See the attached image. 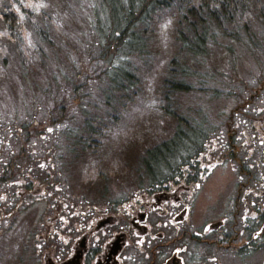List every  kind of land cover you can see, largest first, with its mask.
I'll return each mask as SVG.
<instances>
[{
    "label": "trees",
    "instance_id": "16d2710c",
    "mask_svg": "<svg viewBox=\"0 0 264 264\" xmlns=\"http://www.w3.org/2000/svg\"><path fill=\"white\" fill-rule=\"evenodd\" d=\"M52 2L53 10L35 14L12 5L14 0H0V261L4 239L33 205L41 212L23 245L27 262L37 245L62 261L70 249L50 221L60 228L76 211L81 219L103 216L108 227L124 228L130 216L121 206L136 192L158 196L178 183L198 182L199 171L206 170L199 159L209 153V167L232 160L238 177L218 247H233L243 264L253 256L259 261L264 136L256 122L264 77L244 78L239 62L250 57L264 67V0ZM70 8L81 12L75 16ZM162 17L174 24L156 90L161 115L169 119L166 137L151 145L133 143L125 151L132 168H87L140 95L158 56ZM11 49L16 57L10 63ZM253 190L262 193V202ZM248 209L256 217L243 220ZM17 261L25 262L23 256Z\"/></svg>",
    "mask_w": 264,
    "mask_h": 264
},
{
    "label": "rangeland",
    "instance_id": "374dc122",
    "mask_svg": "<svg viewBox=\"0 0 264 264\" xmlns=\"http://www.w3.org/2000/svg\"><path fill=\"white\" fill-rule=\"evenodd\" d=\"M53 2L52 0H14L12 5L18 6L22 4L25 7L31 8V10L37 14L39 9H43L48 12L53 10ZM70 9L75 16H77V13L81 12L78 8ZM74 15H72L71 18H74ZM254 24L257 26L255 22ZM173 26L174 24L170 17L161 18L157 27L156 48L158 49V56L153 67L150 70L147 69V73L142 79L140 95L136 98L128 112L123 116L122 120L112 129L103 144L102 151L93 163L88 164L89 166H87V168H103L106 171L110 170L117 173L124 168H132L133 163H127L126 161L125 151L129 149L133 143L142 144L143 141H148V144L151 145V142L156 143L166 137V126L169 124V119L161 115L156 90L158 79L164 73L172 50ZM213 50H215V48ZM15 57V52L11 49V57L10 55L8 56V61L10 63L14 62ZM219 57L220 54L217 50L215 52V59H218ZM239 67L241 69V75L246 79L252 80L253 76L264 77V67L263 65H258L255 59L248 57V61L239 62ZM14 68L15 66L8 70V75L13 76L12 72ZM145 71L146 69L144 72ZM231 104L232 102H227L226 107L229 108ZM258 110L262 113V115L256 122V126L262 131L261 134L264 136V97L258 104ZM247 138L248 140L250 139L249 136ZM212 146L213 148H218L220 147V144L214 140L212 142ZM214 155H216L215 152L213 153L212 158H214ZM210 161V153L202 156L199 159L201 169L209 167ZM136 166H138V164ZM258 167L264 168V163L259 164ZM235 168L236 165L234 161L230 160L228 163L221 162V165H216L211 170L210 167L207 168L206 170L209 169V171L206 175H203L202 171H199L201 179L196 182V184L187 185L191 187L187 192V196L190 197L189 210L186 220L180 224L182 228L176 229L175 231H168L167 233L158 229L155 238L162 236V240L170 239L172 234L180 235L186 228L194 229L196 227L203 230V238H208L209 240H212V242H217V239L222 238L221 234H216L218 233V230L212 231L211 233L207 231L209 230V226L211 224L217 222L225 223L227 219V212L232 205V200L236 195L237 190V188L235 189V182L238 180V177ZM77 185L78 184H75V186ZM121 185L122 183H120L117 187L121 188ZM253 192L255 193V197L258 196L259 201L262 202V193L257 190H253ZM251 193L252 189H250V194ZM251 202L253 203L252 198ZM256 203L257 202L255 201L253 204ZM38 205L39 204L33 205V210L25 214L24 217L16 224L14 231L10 232V236L4 239L6 240L4 246L5 251H3V259L0 261V264H19V261H17L19 256H23L25 260V262L22 261L21 264H44L47 256H51L53 260L56 259V253H49L46 249L40 252L38 250H34L37 252L36 255H29V261L27 262L25 257L27 253L22 252L26 237L29 232H32L30 227L33 224V221L35 222L37 219L39 212H41V206ZM261 208L263 209L264 206L262 205ZM252 211L254 210L248 209L246 214L256 217V213ZM102 217L103 216L94 217L92 220L88 221L87 224H81V222H84V219L80 218L81 222L74 220L73 225L69 226L67 231H65L66 227H60L57 229L60 241L65 243L68 249L73 247V251L65 254L66 258H70L74 255V249L76 248L75 245L77 242L85 234H88L91 231H94L95 234L89 238L90 252L85 259H91L93 256L99 257L100 254H102L101 251L105 245L109 244L114 238L112 227H104V225L101 224L98 228L99 231L96 232L99 221L103 219ZM165 217L168 218L169 215L165 214ZM74 218H77V216ZM51 227H56L55 221ZM41 237V232H39L37 239ZM4 240L1 241V244ZM149 241L151 242V245H153V239H149ZM206 245H208L206 242L205 245H202L201 243V246L198 249L201 257L199 263L196 264H243L240 260H237L233 256V254H236L233 249H230L229 251L225 250V244L220 247L213 243L209 244L211 245V250H209V247L206 248ZM37 247L41 249V245H37ZM138 247V243H135L130 250L132 256L131 258L134 264L157 263L167 250L165 245L162 246L164 248L161 249V251H153L148 261L142 263L143 254L141 252L138 253ZM91 252H93V254ZM257 261L258 258L255 259V256L252 260H249L251 264L257 263ZM92 263H94V261ZM261 263L264 264V256L257 264Z\"/></svg>",
    "mask_w": 264,
    "mask_h": 264
},
{
    "label": "flooded vegetation",
    "instance_id": "af4514ba",
    "mask_svg": "<svg viewBox=\"0 0 264 264\" xmlns=\"http://www.w3.org/2000/svg\"><path fill=\"white\" fill-rule=\"evenodd\" d=\"M177 193L178 192H175L174 193L175 196L172 197V193L170 192V198L172 200H174V202H176V203L181 201V199H182L180 196L177 195ZM154 198L156 199L157 202H159L162 198L168 199L169 197L167 195L164 196V197H158V196L156 197L155 195H153L152 197H149V200H152ZM134 210H135V213L133 214V219L131 220L129 228L127 230H124L123 228H121L119 230V233L124 235L123 236V239H124L123 241L125 243V247L128 246V250L131 249L130 248L131 240H132V237H133V235L135 234L136 231L142 232V234H144V236H148L151 233L152 227H153L152 224H148V225L142 224V220L143 219L140 218V213L138 212L137 205H135ZM182 212H185V209ZM196 236H197L196 232L194 233V235L189 234L188 235L189 243L193 242L195 244L196 243ZM179 253L180 254L184 253V254L180 255ZM174 256H177V257H179L181 259V264H196V263H199L197 261L192 262L191 256H190V251L183 250V251L172 253L169 257L166 258L165 261H162L159 264L166 263L171 257H174ZM118 260H119L120 264H124L123 261H122V258L118 257ZM101 261H102V259L99 260L97 262V264H101L100 263ZM83 264H90V263L83 262ZM127 264H131V257H129ZM152 264H153V262H152Z\"/></svg>",
    "mask_w": 264,
    "mask_h": 264
},
{
    "label": "water",
    "instance_id": "95a60500",
    "mask_svg": "<svg viewBox=\"0 0 264 264\" xmlns=\"http://www.w3.org/2000/svg\"><path fill=\"white\" fill-rule=\"evenodd\" d=\"M119 240H120V238H118L117 240H115V241L111 244V249H110V253H111V254H116L117 251L120 249ZM77 257H78V256H77Z\"/></svg>",
    "mask_w": 264,
    "mask_h": 264
}]
</instances>
